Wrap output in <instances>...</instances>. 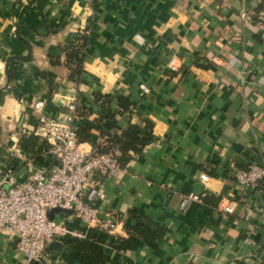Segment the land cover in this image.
Returning a JSON list of instances; mask_svg holds the SVG:
<instances>
[{
  "label": "crops",
  "instance_id": "crops-1",
  "mask_svg": "<svg viewBox=\"0 0 264 264\" xmlns=\"http://www.w3.org/2000/svg\"><path fill=\"white\" fill-rule=\"evenodd\" d=\"M243 12L264 18V0H0V167L14 163L24 177L6 152L16 140L48 163L19 98H51L55 115L76 96L96 143L148 120L155 139L130 151L96 202L100 217L118 219L115 231L88 229L68 212L55 219L92 235L107 264H261L264 183L244 190L232 176L250 159L264 165V37ZM78 35L86 42L76 80L63 46ZM200 172L206 196L179 208L183 194L204 188ZM220 201L234 211L218 210ZM71 238L50 252L53 264H84ZM0 264H29L3 230Z\"/></svg>",
  "mask_w": 264,
  "mask_h": 264
},
{
  "label": "built area",
  "instance_id": "built-area-1",
  "mask_svg": "<svg viewBox=\"0 0 264 264\" xmlns=\"http://www.w3.org/2000/svg\"><path fill=\"white\" fill-rule=\"evenodd\" d=\"M242 18L264 37V18H254L249 12H243ZM175 65V59L171 58L167 66L174 69ZM62 99L64 111L55 115L49 114L47 109L52 103L51 98H34L28 103L23 98L18 99L30 110L32 127L28 134L41 139L45 147L42 154L47 156L48 163L37 164L16 140L6 152L25 166L24 177L19 178L14 163L0 167V230L10 239L17 238L16 249L27 263L53 264L52 250L48 248L51 241L86 237L85 233L68 225L65 218H48L47 213L53 208L72 214L88 229L100 228L113 233L118 224V219L110 214L100 217L96 202L106 197L105 180L126 171V166H120L116 148L98 152L94 146H86L88 141L80 140L77 124L84 117L81 113L84 109L77 103L76 96ZM232 176L244 190L260 187L264 183V165L250 159L234 170ZM198 178L204 188L201 192L183 194L179 208L187 209L192 202H201L206 196L205 182L209 176L200 172ZM87 187L90 189L86 190ZM217 208L227 213L234 211L230 204L221 201Z\"/></svg>",
  "mask_w": 264,
  "mask_h": 264
},
{
  "label": "trees",
  "instance_id": "trees-1",
  "mask_svg": "<svg viewBox=\"0 0 264 264\" xmlns=\"http://www.w3.org/2000/svg\"><path fill=\"white\" fill-rule=\"evenodd\" d=\"M77 40H82L81 43L73 42L69 46H63L65 62L69 67L70 73L69 78H75L76 80L81 77L82 74V62L84 60L85 53L83 48L86 42V37L78 35ZM2 94V93H0ZM97 100L102 102H108V99L102 98L97 95ZM82 115H87L85 110H82ZM110 125V124H109ZM108 125V126H109ZM107 126V127H108ZM153 124L148 120L145 121L144 125L129 124L125 130L120 134H107L106 132L104 139L101 143H96L95 139L88 134L89 125L84 124L80 121L77 124V132L81 141H91L93 146L97 148L98 152H108L112 148H116L119 152L117 158L121 167L126 166L128 161L131 159L130 151L133 153H139L143 147L149 144L155 139L152 133ZM32 136H28L23 140L27 147H31L29 139ZM75 242L80 246L79 258L84 264H107L108 260L105 254L97 247L95 239L92 235L85 238H71L67 240V243ZM38 264V263H29Z\"/></svg>",
  "mask_w": 264,
  "mask_h": 264
},
{
  "label": "water",
  "instance_id": "water-1",
  "mask_svg": "<svg viewBox=\"0 0 264 264\" xmlns=\"http://www.w3.org/2000/svg\"><path fill=\"white\" fill-rule=\"evenodd\" d=\"M63 211H64L63 209L56 207V208H53V209H51L50 211H48L47 216H48V218L53 219L55 213L63 212ZM14 239H17V238H14ZM61 247H62V246H61V242H60V241H57V240H55V241H51V242L48 244V248H49L50 250H55V249H57V250H61Z\"/></svg>",
  "mask_w": 264,
  "mask_h": 264
}]
</instances>
